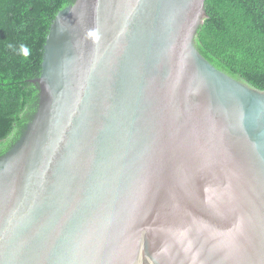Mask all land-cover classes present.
Here are the masks:
<instances>
[{
    "label": "water",
    "instance_id": "95a60500",
    "mask_svg": "<svg viewBox=\"0 0 264 264\" xmlns=\"http://www.w3.org/2000/svg\"><path fill=\"white\" fill-rule=\"evenodd\" d=\"M207 0H75L0 156V264H264V92L196 49Z\"/></svg>",
    "mask_w": 264,
    "mask_h": 264
},
{
    "label": "trees",
    "instance_id": "16d2710c",
    "mask_svg": "<svg viewBox=\"0 0 264 264\" xmlns=\"http://www.w3.org/2000/svg\"><path fill=\"white\" fill-rule=\"evenodd\" d=\"M75 0H0V156L21 138L38 104L44 45ZM196 49L218 70L264 92V0H207ZM21 45L29 55L20 51Z\"/></svg>",
    "mask_w": 264,
    "mask_h": 264
},
{
    "label": "clouds",
    "instance_id": "9594fccd",
    "mask_svg": "<svg viewBox=\"0 0 264 264\" xmlns=\"http://www.w3.org/2000/svg\"><path fill=\"white\" fill-rule=\"evenodd\" d=\"M20 51L22 52V54L24 56H28L29 55V49L26 46H24V45H21Z\"/></svg>",
    "mask_w": 264,
    "mask_h": 264
}]
</instances>
